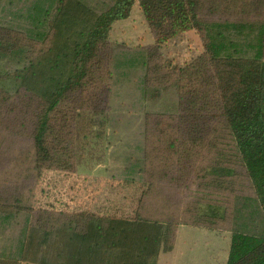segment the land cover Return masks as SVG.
Wrapping results in <instances>:
<instances>
[{
	"label": "trees",
	"instance_id": "16d2710c",
	"mask_svg": "<svg viewBox=\"0 0 264 264\" xmlns=\"http://www.w3.org/2000/svg\"><path fill=\"white\" fill-rule=\"evenodd\" d=\"M18 1L22 6L16 11L13 0L3 6L11 16L5 20L8 27L22 21L17 29L28 39L41 43L52 33L53 43L57 19L67 0ZM76 2L91 18L72 42L71 56L65 58L66 74L53 88L39 92L26 80L52 52V46L38 54H43L41 57L24 56L22 67L6 75L13 86L6 89L0 85V131L7 132L0 137L4 141L14 135L28 137L35 170L72 171L74 146L63 135L68 116L77 121L87 116L84 120L89 125L104 126L111 115V92L107 86L104 100L99 99L96 81L110 82L120 67L125 73L144 69L137 81L142 96L148 100L163 92L176 96L172 111L154 114L157 120L166 117L161 124L155 122L158 135L154 138L167 133L163 154L177 157L181 142L197 145V139H202L199 136L210 131L205 151L216 160L202 168V186H226V179L235 176L232 165L219 162L222 157L235 159L243 171L249 193L234 196L230 204L225 264H264V16L258 14L264 0ZM135 6L153 42L147 46L112 45L113 25L127 20ZM190 31L198 35L202 54L175 70L164 68L161 47ZM13 48L11 42L0 40V50L10 52ZM149 132L143 131L146 142ZM142 183L128 218L34 211L21 198L9 202L0 196V238L9 234L8 243L0 247V264H157L161 253L172 250L178 226L224 229L219 223L226 219L227 210L213 203L204 208L196 203L190 206L192 200L177 194L176 180L159 178ZM15 223L19 227L14 234Z\"/></svg>",
	"mask_w": 264,
	"mask_h": 264
},
{
	"label": "rangeland",
	"instance_id": "374dc122",
	"mask_svg": "<svg viewBox=\"0 0 264 264\" xmlns=\"http://www.w3.org/2000/svg\"><path fill=\"white\" fill-rule=\"evenodd\" d=\"M13 1V10L16 11L22 3ZM6 2L7 0H0V40L11 42L14 48L10 52L0 50V85L10 89L13 86L12 80L6 79V75L22 67V58L27 56L31 59L52 46V52L33 69V75L29 76L26 82L29 81L39 92L53 88L66 74L65 58L68 60L71 56L72 42L77 39V33L85 29L91 15L83 6H79L76 0H67L57 19V36L54 42L52 43L50 33L47 39L40 43L28 39L17 29L21 28L19 25L22 21H15L14 27H8L5 20H10L11 16L6 11L7 7H3ZM258 14L264 16V7L258 9ZM252 19L258 20L256 16ZM110 42L112 45L123 43L127 47L147 46L153 42L137 6L133 8L127 20L113 25ZM202 52V43L192 31L166 42L160 49L161 62L164 68L175 70L191 62ZM54 64L55 67L50 71ZM125 70L120 67L110 82L100 78L96 81L99 99L104 100L107 86L111 92L107 94L111 115L104 126L89 125L84 120L89 119L87 116L78 121L68 116L63 135L67 143L74 146L72 171L47 168L35 170L34 152L28 137L14 135L6 141L0 137V196L9 202L21 198L25 205L34 211L48 209L66 213L96 214L95 212L100 211L104 205L116 201L118 197L119 203L123 205L131 201L128 198L130 195H133V198L137 196L134 198L136 205L144 180L174 179L177 194L194 202H191L190 206L196 203L204 208L206 204L213 203L226 209L227 215L226 219L219 223V226L224 228L222 230L191 227L192 231L181 233L179 250L176 248L172 253L163 254V264H225L230 236V204L234 196L249 193L242 177V169L235 159L222 157L219 162L227 164L225 166L232 165L236 170L235 176L226 179V186L214 187L211 183L202 186L199 181L204 178L202 168L216 160L215 155L205 151L206 139L208 134L212 133L210 131L199 136L202 139H197V145L191 143L185 146L181 142L178 145L177 157L163 154L167 133H160V138H154L158 135L155 133L158 129L155 122H160L166 117L157 120L158 116L154 114L172 111L176 96L173 92H163L157 99L148 100L142 96L137 84L144 69L136 68L126 73ZM147 116L150 122L146 125ZM159 128H162V125ZM144 129L149 130L151 134L147 142L143 138ZM0 133L4 136L7 132ZM207 179L211 182L212 178ZM166 189L169 190V187ZM182 205L184 206V203ZM131 214L132 210L118 208L113 215L128 218L126 216ZM22 221L23 216H20L18 222ZM18 225L15 223L13 229L18 228ZM7 237L4 235L0 238V247L8 243Z\"/></svg>",
	"mask_w": 264,
	"mask_h": 264
},
{
	"label": "crops",
	"instance_id": "0c3cea01",
	"mask_svg": "<svg viewBox=\"0 0 264 264\" xmlns=\"http://www.w3.org/2000/svg\"><path fill=\"white\" fill-rule=\"evenodd\" d=\"M191 32V31H190ZM187 33H189V32H187ZM187 33H184V34H182V35H185V34H187ZM181 35V36H182ZM180 37V36H179ZM179 37H177V38H179ZM177 38H175V39H177ZM116 196V195H115ZM137 196H135L134 198H136ZM116 198H117V196H116ZM119 198V197H118ZM116 199V201H112V202H110V203H108V205L107 206H103V208L100 210V211H97V212H95L96 214H99V215H108V214H111V215H113L114 213H115V211H116V209H121V208H123V209H125V210H133V208H134V206H135V204H134V198H133V195H130L128 198H130L131 199V201H129V202H127L126 204H123V205H121L120 203H119V199ZM122 201V200H121ZM120 205H121V207H120ZM132 208V209H131ZM129 212H131V211H129ZM191 227H194V226H182V225H180V226H178L177 227V229H176V234H175V237H174V241H173V246H172V250L170 251V252H168V253H172L173 252V250H176V248H177V250H179V242L181 241L182 242V235H181V233H184V231H192L193 229L191 228ZM196 228V227H195ZM18 228H14V230H13V232H14V234H15V231L17 230ZM180 252V251H179ZM168 253H161L160 255H159V257H158V261H157V264H163V260H162V255L163 254H168ZM18 264H34V263H30V262H19Z\"/></svg>",
	"mask_w": 264,
	"mask_h": 264
}]
</instances>
